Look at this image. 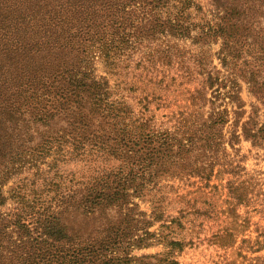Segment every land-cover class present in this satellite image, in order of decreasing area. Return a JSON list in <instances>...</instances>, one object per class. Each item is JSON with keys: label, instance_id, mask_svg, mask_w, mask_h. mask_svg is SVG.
Wrapping results in <instances>:
<instances>
[{"label": "trees", "instance_id": "obj_1", "mask_svg": "<svg viewBox=\"0 0 264 264\" xmlns=\"http://www.w3.org/2000/svg\"><path fill=\"white\" fill-rule=\"evenodd\" d=\"M171 38L191 39L200 67L221 44L215 55L228 75L205 69L206 86L230 88L238 109L228 138L229 109L199 89L194 103L212 104L207 114L196 109L202 121L182 111L174 129L158 130L111 99L108 77L96 74L98 61L119 76L136 63L142 78L150 65L180 58ZM241 81L264 105V0H211L209 8L197 0H0V207L14 202L0 208V264H180L169 256L180 240L169 239L164 254L133 255L157 237L134 200L165 177L205 174L225 143L264 144L258 104L242 121ZM74 157L92 170L66 173L60 163ZM27 168L32 178L21 176ZM162 211L154 219L167 220Z\"/></svg>", "mask_w": 264, "mask_h": 264}, {"label": "rangeland", "instance_id": "obj_2", "mask_svg": "<svg viewBox=\"0 0 264 264\" xmlns=\"http://www.w3.org/2000/svg\"><path fill=\"white\" fill-rule=\"evenodd\" d=\"M197 1L205 8L211 6V0ZM170 41L176 46L175 52L181 56L179 58L175 53L171 62L161 61L157 66L150 65V72L154 67L157 69L154 70L157 76H154L153 81L150 80L153 76L147 75L150 73L148 71H142V78L139 77L133 69L136 63L123 69L119 76L108 73L98 61L96 74L108 77L111 99L126 100L134 112L140 115L142 112V116L150 120L158 130L174 129L173 125L182 111H186V116L189 117L193 112L196 116L191 118L202 121L203 113L196 109L200 107L206 113L212 104L205 99L194 103L192 93L199 89L200 95L206 94L221 109H229V121L224 127L228 138L234 129L236 118L233 109H238L227 94L230 88H218L216 92L217 85L213 89L206 86L205 69L219 75L221 79H226L228 75L215 55L221 44L218 42L212 45L211 51L207 53L211 56L210 59L200 67L193 66L196 45L191 39L177 41L171 38ZM144 48L145 45L142 52L145 51ZM135 59L137 60V56ZM125 65L126 63L123 64L124 68ZM202 70L205 73L200 72ZM160 79L163 80L161 85L157 83ZM241 84V95L247 109L242 121L248 119L254 103L258 104L260 121L264 122V105L250 94L246 83L241 81ZM219 93L221 96L216 98ZM225 147L226 150L220 151L218 158H208L207 162L212 161L213 164L207 166L205 174L189 173L165 177L151 191L135 198L139 209L153 220L149 230L156 232L157 237H151L150 243L135 248L133 255L141 257L164 254L170 250L169 239H174L185 244L182 249L177 248L169 254L180 264H264V144H254L252 140L242 137L240 142L233 145L225 143ZM48 160H52V157ZM60 165L66 169V173L92 170L81 157H74ZM42 166L48 168L46 164ZM34 171L35 169L32 171L27 168L21 176L30 177ZM16 180L18 177H13L6 184V195H10L8 190ZM13 205L14 202L8 198L0 208L9 211ZM154 210L157 214L163 210L167 220L154 219ZM143 258L142 264H153L156 261L155 258ZM138 263L139 261L135 264Z\"/></svg>", "mask_w": 264, "mask_h": 264}]
</instances>
